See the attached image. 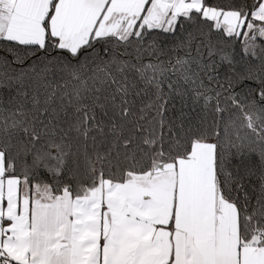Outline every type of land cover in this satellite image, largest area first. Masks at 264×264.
Returning <instances> with one entry per match:
<instances>
[{
    "label": "snow or ice",
    "instance_id": "obj_1",
    "mask_svg": "<svg viewBox=\"0 0 264 264\" xmlns=\"http://www.w3.org/2000/svg\"><path fill=\"white\" fill-rule=\"evenodd\" d=\"M0 264H264V0H0Z\"/></svg>",
    "mask_w": 264,
    "mask_h": 264
}]
</instances>
